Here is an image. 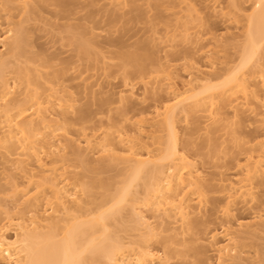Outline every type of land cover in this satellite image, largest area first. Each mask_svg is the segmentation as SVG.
Here are the masks:
<instances>
[{
	"label": "bare ground",
	"instance_id": "obj_1",
	"mask_svg": "<svg viewBox=\"0 0 264 264\" xmlns=\"http://www.w3.org/2000/svg\"><path fill=\"white\" fill-rule=\"evenodd\" d=\"M50 1L64 5L66 0ZM104 1L122 11L135 0ZM4 3L27 18L40 12L30 0ZM159 3L184 28L183 41H202L207 13H225L220 1ZM245 3L236 5L220 30L205 33L211 35L207 45H237V59L223 72H210L222 63L221 49L210 48L205 54L209 70L191 63L187 79L179 81L173 62L181 57L167 53L177 44L174 36L165 35L162 50L167 54L153 71L142 55H124L137 76L156 73L143 82L144 93H165L151 116L134 118L122 110L120 126L83 135L67 128L69 115L84 99L109 92L110 83L100 78L90 83L79 74L80 90L64 83L42 88L37 77L30 80L26 68L14 65L26 43L25 27L10 11L0 15V191L5 180L12 192V201L0 202V264H174L173 245L193 252L195 264H248L253 259L240 240L264 228V0ZM67 30L79 52L88 54L97 45L81 36L80 27ZM98 52L100 68L107 69L109 57ZM114 94L120 104L142 95L127 81ZM251 120L261 122L262 130L248 140L237 139L235 127ZM223 130L231 131L242 149L231 157L230 171L210 179L188 148L196 138L211 143ZM71 149L86 167L101 159L110 167L125 166L106 179L85 182L68 169ZM210 187L223 193L221 203H215L219 225L201 233V225L215 222L208 219ZM95 188L104 191L100 197H94ZM239 208L249 209V215H237Z\"/></svg>",
	"mask_w": 264,
	"mask_h": 264
},
{
	"label": "rangeland",
	"instance_id": "obj_2",
	"mask_svg": "<svg viewBox=\"0 0 264 264\" xmlns=\"http://www.w3.org/2000/svg\"><path fill=\"white\" fill-rule=\"evenodd\" d=\"M8 0H0V15L5 11H10L11 16L16 21L22 22L26 31V43L21 56L14 58V65L19 68L27 69V77L37 80L42 88L50 86L59 87L61 83L72 86L75 90L83 88L81 77L87 78L91 83L96 78L103 80V84L108 82L109 92L98 94L95 98H86L80 104L74 115H69L67 128L74 133L83 135L84 132L91 133L97 127L101 129L120 126L119 116L122 110H126L129 116L134 118L150 117L154 104L159 101L164 92L159 91L153 94L150 89L144 93L143 82L155 76L151 72L143 78L137 76L135 66L125 61L124 55L128 52H136L145 59L149 71H153L158 66V59L164 54L175 52L176 57H181L173 62L178 80L187 79L186 72L190 64L203 66L202 69L209 70L208 57L206 51L210 48L221 49L222 55L220 64L211 69L212 74L223 72L229 64L238 57L237 45L229 41L223 48H216L213 44L207 45L211 37L205 34L208 31L220 30L227 23L226 18L236 12L238 7H242L245 0H205V2H221L225 6L224 12L207 13L205 25L201 29L204 33L203 40L200 42L183 41V27H177L170 10H167L166 4H160L159 0H135L124 10H113L105 4L104 0H66L64 5H59L48 0H30L40 12L27 18L23 13H19L18 8L4 3ZM201 2L204 0H200ZM41 14L45 18L41 17ZM243 23L240 17L239 24ZM67 26L80 27L83 30L81 35L86 40H94L97 45H91L88 54L79 52L71 44V33ZM241 30H237L240 32ZM174 36L177 44L174 48L168 47L167 53L162 50L166 42V36ZM172 43V42H171ZM215 47V48H214ZM109 57L107 69H101L102 59L98 52ZM172 56L169 55L168 58ZM162 62L164 59L161 60ZM127 75V78H125ZM135 83L138 88L137 96L128 102L119 103L115 99V91H118L126 83ZM262 130L261 122L251 120L245 125L235 127V137L241 140H248L258 131ZM228 131H219L218 138L211 143L204 137L196 138L194 143L190 144L188 151L194 155L196 162L203 167L208 178H217L219 171H230L231 157L237 154L242 147L236 146L234 137ZM189 135H183L187 139ZM195 137V136H193ZM233 137V138H232ZM223 142L222 146L219 145ZM70 157V158H69ZM68 169L78 172L83 181L106 179L122 170L125 164L110 167L107 159L99 161H90V166L81 165L77 160L73 149L70 150L66 161ZM20 180V179H18ZM216 184V181H213ZM0 202H10L12 192L9 184L5 180L1 181ZM104 192L100 188H95L94 197H100ZM211 205L208 212V219L215 221V203H221L223 193L218 192L216 188L210 187L208 193ZM261 199H264V186H261ZM93 205V204H91ZM237 215L248 216L250 210L239 208ZM219 225L218 220L210 224L201 225L198 229L204 233L209 227ZM133 234L132 231H129ZM241 246L246 249L253 259L248 264H264V228L261 232L240 240ZM175 249L174 264H195L194 253L188 251L182 246H172ZM177 252V253H176ZM180 252V253H179ZM210 253V252H209ZM207 252L206 255L209 254ZM204 255V257L206 256Z\"/></svg>",
	"mask_w": 264,
	"mask_h": 264
}]
</instances>
